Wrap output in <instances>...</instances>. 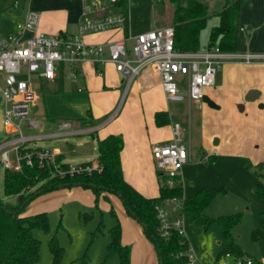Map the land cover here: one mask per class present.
I'll list each match as a JSON object with an SVG mask.
<instances>
[{
    "label": "rangeland",
    "instance_id": "1",
    "mask_svg": "<svg viewBox=\"0 0 264 264\" xmlns=\"http://www.w3.org/2000/svg\"><path fill=\"white\" fill-rule=\"evenodd\" d=\"M123 7L118 4L111 6L108 12H122L126 16L125 27L129 31L138 34L159 27L172 26L176 3L173 0H122ZM32 0H0V35L6 37L16 24L22 20L25 12L30 10ZM15 3H18L15 6ZM34 5L40 4V0H34ZM217 5V6H216ZM210 6L217 9L219 2ZM215 8H214V7ZM88 9V6H86ZM35 10V9H33ZM41 10H39L40 14ZM26 13V14H27ZM218 24V18L211 17L207 27L200 35L201 48L210 41V31ZM118 30V29H112ZM107 31V30H105ZM100 31V32H105ZM93 32V33H100ZM92 34V33H89ZM254 63L263 60L254 59ZM264 70L254 75V80L264 87ZM34 88L37 89L39 81L32 77ZM237 86L235 85L234 88ZM45 91V90H44ZM46 93V92H45ZM231 89L225 90L221 97V103L217 108L208 104L199 108L195 104L189 105L188 101H168V110L172 122H179L184 128L185 145L190 154L186 164L182 165L179 179L183 187V198L196 196L199 192L210 195V201L200 215H194L190 211H184L179 205L176 212L172 206L167 210L173 220L178 214L183 222V231L189 240L190 260L186 264H216L221 258L218 253L223 241L222 227L217 221L220 216L239 215L240 223L232 229V235L237 244L245 253L246 260H253V264L264 263V240H254L252 235L256 228L260 227L261 213L264 212V201L255 192L257 187V175H264V107L242 111L243 104L233 102ZM125 103L119 104L115 110V117L123 110ZM46 113V112H45ZM113 113V114H114ZM111 114V115H113ZM53 120H43V124H57L60 121L69 120L76 122V117H66L59 113ZM111 116H109L110 118ZM22 131L25 135H35L39 130L27 129L23 122ZM87 135L70 136L68 143H56L55 146L73 148V144ZM58 141V140H57ZM45 148L50 141H39ZM157 177L159 184L162 180ZM264 179V177L262 178ZM41 185L38 184L34 190ZM83 193H75L72 187H60L43 193L34 198L26 207V213H40L45 211L48 215V230L36 228L34 236L40 240V261L44 264H119L117 255L106 259V248L110 241L109 229L115 225L116 218L111 214L109 205L119 217L121 227L129 226L122 218L119 209H122L130 220L134 221L145 238L142 242H136V254L138 260L143 261L146 253L145 240L151 246L158 264L159 256L155 244L145 234L143 226L127 211L121 198L113 193L107 197L101 195L96 202L94 192L85 188ZM77 192V191H76ZM89 192L92 199L87 196ZM90 200V201H89ZM0 201L5 205L15 207L19 204V195L7 196L4 193V169L0 168ZM89 202L91 204L89 205ZM118 202V203H117ZM207 217L214 219L206 223ZM101 223L103 226L100 227ZM100 227V230L98 229ZM128 237L133 239L135 232L126 227ZM99 230V231H98ZM55 237L63 248V257L59 263L54 262L50 249V242ZM130 251L133 244H128ZM135 250V247L133 248Z\"/></svg>",
    "mask_w": 264,
    "mask_h": 264
},
{
    "label": "crops",
    "instance_id": "2",
    "mask_svg": "<svg viewBox=\"0 0 264 264\" xmlns=\"http://www.w3.org/2000/svg\"><path fill=\"white\" fill-rule=\"evenodd\" d=\"M40 1L39 5L36 4L37 7L33 3L34 0L29 5L30 9H35L38 12L41 10L38 27L40 32L51 35L79 33L80 22L85 18L83 16L85 6L81 2L74 0ZM202 1L208 5L209 11L212 13L219 11L225 0ZM216 1L219 2L218 8H210L212 4L216 5ZM26 13L27 11L19 23L25 21ZM18 24L14 26L8 35L17 30ZM242 28L244 30H241ZM130 35H136V33L132 32L131 29L128 31L124 27L118 30L86 34L84 35V41L87 44L105 45L127 39ZM132 44V40H127L128 47H131ZM207 45L201 50L206 49ZM231 54L236 59L224 64L222 69L217 72L215 84L206 87L204 90V99L200 102L187 100L189 105L195 104L199 108H204L210 104L217 108V105L221 103L223 92L226 89H231L235 91L233 102L244 105L242 111H246L248 106L249 109L256 108L257 105L264 107V87H262V84H258L257 80H254L255 73L264 70V0L243 1L236 50ZM245 55L261 57L263 61L240 63L238 58ZM77 72L78 76L76 78L68 77V67L63 65L54 80H46L35 76L37 82L39 81V85L37 89L34 88L32 80L31 87L35 94V100L32 105L31 119L38 124L36 129L29 128L27 124L26 128L39 130L40 133L27 136H44L56 133L63 122H69L72 128L71 134L67 137L41 141H50L49 146L51 147L47 149L55 151L66 163H92L95 166L99 165L98 139H104L111 134L121 136L124 141V147L121 151V163L125 180L145 197H157L160 184L152 155V146L157 143L171 141L174 136V124L179 123L171 121L168 100L162 87L160 75L151 67H147L140 72L127 90L123 75L115 70L112 63L98 65L94 61L88 60L77 66ZM262 78L258 82H263L264 76ZM235 85L236 88H234ZM252 90L258 91L259 94L257 100L249 102L246 97ZM122 103H125L123 110L110 120L109 116H112L111 114L118 110L119 104ZM157 111H166L170 123L158 126L155 121ZM63 112L68 118L76 117L77 121L59 120L57 124L42 123L43 120L50 119L49 113L56 116V114ZM50 120L55 121L54 117ZM182 129L184 131L183 127ZM81 135H87L88 137L75 142L71 149L60 145L55 146L56 143H62L63 141V143H68L67 138L70 136ZM38 142L34 143L36 147L45 148ZM84 190L86 191L85 187L80 185L72 187V191H75V193H83ZM107 195L108 193L103 194L105 197ZM87 196L92 199L89 192H87ZM90 204L91 202H89ZM111 208L113 206L109 205V210ZM117 209L129 225L124 226L123 224V227H121L122 243L126 246L132 243L133 248L135 247V250L133 248L131 250V264H156L151 246L146 240L144 243L148 250H146L144 260L139 262L134 244L142 242L145 238H143L139 225L130 220L125 212L119 209L118 204ZM31 214L35 213L28 212L25 215ZM126 227L134 230L135 237L133 239L128 237Z\"/></svg>",
    "mask_w": 264,
    "mask_h": 264
},
{
    "label": "built area",
    "instance_id": "3",
    "mask_svg": "<svg viewBox=\"0 0 264 264\" xmlns=\"http://www.w3.org/2000/svg\"><path fill=\"white\" fill-rule=\"evenodd\" d=\"M74 1L85 6V18L80 22L78 34L51 35L40 32V14L30 9L15 32L6 37L0 35V166L4 171L22 172L26 166H38L50 169L51 176L66 179L91 173L95 168L99 171L102 169L92 163H66L59 159L55 151L35 146V142L44 139L67 137L72 128L69 122H63L58 132L44 136H27L23 133V122L29 128H36L38 124L31 119L35 100L32 77L54 80L61 66L66 65L67 76L76 78L77 66L91 60L98 65L112 63L115 70L123 75L128 90L140 72L151 67L160 75L168 101L200 102L205 97V88L215 84L217 72L224 64L236 59L218 46L196 52L177 50L172 26L130 35L127 39L105 45L87 44L84 35L124 28L126 16L120 11L108 12L120 0ZM127 40H132L131 47L127 46ZM259 58L245 55L238 60L240 63H252ZM114 117L115 114L109 119ZM173 134L171 141L152 146L156 168L166 177L169 187L176 185L180 169L190 156L179 123L174 124ZM179 205L183 206L182 198H168L156 206L164 236L169 235L172 229L185 235L179 214L173 220L167 210L168 206H172V211L176 212ZM216 264H253V260L235 258L226 253Z\"/></svg>",
    "mask_w": 264,
    "mask_h": 264
},
{
    "label": "trees",
    "instance_id": "4",
    "mask_svg": "<svg viewBox=\"0 0 264 264\" xmlns=\"http://www.w3.org/2000/svg\"><path fill=\"white\" fill-rule=\"evenodd\" d=\"M173 1L176 6L172 27L175 31L174 41L177 50L200 51V35L207 27L208 20L211 17H216L218 24L211 28L207 47L218 46L223 52H235L241 5L244 0H225L220 10L212 13L202 0ZM117 4L123 7L124 2L120 0ZM155 121L158 126L169 124L168 113L157 111ZM123 147V138L118 135L111 134L104 139H98V166L102 169L99 171L95 168L91 173L66 179L51 176L50 169L38 166H26L22 172L4 171L5 195L22 194L23 200L15 207L5 205L0 201V264H44L41 263L39 256L40 240L34 236L33 231L36 228L48 230V215L46 212L31 215H23V213L28 204L38 195L58 189L61 185L73 187L79 184L93 190L96 202L104 193L118 195L127 212L143 226L145 234L155 244L159 264L188 263L190 247L187 236L179 234L176 229L170 230L169 235L164 236L156 206L168 198H182L184 211L200 215L210 201V195L199 192L196 196L183 198V187L179 177L176 179V185L169 187L166 184V177L158 171V176L162 180L159 195L154 198L145 197L124 178L121 163ZM59 159L63 160L60 156ZM260 166H264V163ZM256 175L255 192L264 201V179H262L264 175L262 172ZM40 183L41 185L34 190ZM110 212L116 218V223L109 229L110 241L106 248V259L117 255L119 264H131L130 248L122 243L121 224L113 208ZM211 221L214 219L207 217L206 223ZM217 221L222 227L223 236L218 257L221 258L226 253H230L235 258L246 259L244 251L235 242L232 235V229L240 223L241 216H220ZM252 237L257 241L264 240V212L261 213L260 227L253 231ZM50 249L54 262L59 263L63 257V248L55 237L50 242ZM260 264L263 263L260 262Z\"/></svg>",
    "mask_w": 264,
    "mask_h": 264
},
{
    "label": "water",
    "instance_id": "5",
    "mask_svg": "<svg viewBox=\"0 0 264 264\" xmlns=\"http://www.w3.org/2000/svg\"><path fill=\"white\" fill-rule=\"evenodd\" d=\"M258 91H256V90H252V91H250L248 94H247V97H246V99H247V101H249V102H253V101H255V100H257V98H258ZM79 185H81V184H79ZM66 186H68V184H66ZM91 186H93V185H91ZM60 188H62L63 186L61 185V186H59ZM23 200V195L21 194V195H19V202H21Z\"/></svg>",
    "mask_w": 264,
    "mask_h": 264
}]
</instances>
